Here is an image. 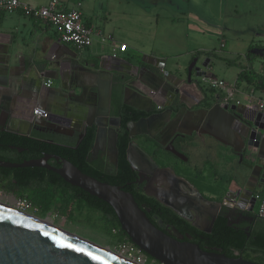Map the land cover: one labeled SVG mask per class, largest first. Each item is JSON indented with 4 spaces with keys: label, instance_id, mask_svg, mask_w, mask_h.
<instances>
[{
    "label": "crops",
    "instance_id": "1",
    "mask_svg": "<svg viewBox=\"0 0 264 264\" xmlns=\"http://www.w3.org/2000/svg\"><path fill=\"white\" fill-rule=\"evenodd\" d=\"M21 1L32 6H42L48 2V0ZM163 1L166 0H138L140 5L133 9L127 7L128 5L124 6L120 0H95L91 3L82 0H63L65 7H77L81 10L88 25L100 28L105 35H109L117 44L126 43V51H119L109 41L101 43L98 39H95L91 47L77 49L72 44L62 42L54 28L47 22L27 18L19 12L1 14L0 83L25 75L28 83H26V89L21 91L23 94L21 98L27 103L33 102L35 104L36 102V106L45 110L46 108L51 109V113L58 119L67 118L63 115L64 112H84V116L91 113L93 109L90 106L96 104V84L100 81H107V77H109V80L123 77L121 84L118 86L123 87V100L125 99L128 104L132 103V97L135 95L130 84L133 79L143 82L148 87L156 88V91L161 90L163 84L171 88L180 86L179 94H174L172 90H166L163 93L162 102L168 106L161 107L160 112H167L168 117L162 121V124L153 133L160 131L165 125L171 123L166 140H159L162 145L169 143V140L174 138L173 145L178 148L177 150H180L181 146L178 140H184L185 137H188L184 133L197 132L208 136L236 154L237 161L248 169L249 174L243 185L228 190L222 196L220 201L231 206L233 204L229 201L231 193L238 188H243L246 182L254 185L253 191L263 188L264 178L261 181L259 180L261 174L264 173V141H256L258 142L256 146L247 144L248 138H244L241 134V132L246 131V126L242 124V122H245L243 118L230 117L222 110H218L213 115L209 114V108L218 101H222L221 90L210 86L209 90L211 92L207 91L203 87L204 84H202L204 78H198L190 85L183 86L181 81L184 80L186 72L182 73L178 69L171 70L174 63L170 56L174 57L175 53L170 54L152 49L140 51L136 47L137 39L149 35L157 28L161 29L160 24L165 16L161 18L156 9L158 4ZM153 7L154 9H151ZM130 17H133L141 25L131 24L128 20ZM119 34H123L122 37H127L129 41L118 40L117 36ZM5 48L7 50L6 55L3 53ZM196 52L201 53L197 55ZM260 52L264 53V43H251L247 56L251 59ZM210 53L207 49L195 50L189 53V60L191 61L195 57H198V60H203V57L210 56ZM109 55L114 56L111 59V67H100L101 59L107 58ZM207 58L210 62L209 57ZM96 59L97 63L95 64L94 60ZM160 62H163V68L158 66ZM62 64L66 67H62ZM196 65H198V61ZM6 66H9L10 69L7 70ZM244 68L251 69L264 76L263 73H259L254 69L252 62L242 67L240 71ZM40 73L43 76L40 77ZM206 73V76L217 79L211 70L209 74L208 71ZM238 73L234 82L230 83L235 84L237 88L234 102L239 101V104L250 105L256 100L264 99V88H257L255 83H247L241 80L238 78ZM163 77L164 81L162 83ZM47 79L52 81L50 86L44 85ZM240 85H243L247 92L240 90ZM38 87L45 89L42 99H36L34 95ZM0 88L4 90L5 86L0 84ZM2 92L0 91V94ZM150 108H156V104L153 103ZM170 108H176L177 110L172 111ZM26 110L28 111V109ZM109 116H116L111 109L109 110ZM70 119L71 122L68 124L55 120L52 125L48 123V126L45 127H32V131L38 137L48 135V139L53 142L73 146L78 139V134L82 132L84 120L75 117ZM105 120V130L108 132V130L114 128V124H109V118ZM155 121L148 124L150 129ZM232 126H235L237 130L234 131ZM55 128L63 131H55ZM233 140L243 143L240 145V152H236L231 145ZM249 159L253 162H247ZM257 163H261V172L256 179L251 180L249 178L251 170ZM175 172L181 175L178 170H175ZM202 193L209 199L217 200L213 198V195Z\"/></svg>",
    "mask_w": 264,
    "mask_h": 264
},
{
    "label": "water",
    "instance_id": "2",
    "mask_svg": "<svg viewBox=\"0 0 264 264\" xmlns=\"http://www.w3.org/2000/svg\"><path fill=\"white\" fill-rule=\"evenodd\" d=\"M6 52L7 50L5 48L3 53L6 55ZM113 57L114 56L109 55L107 58L101 59L99 66L104 68L111 67V59H113ZM197 61L198 59L195 57L189 63L186 70V76L184 80L181 81L183 86H188L192 82H195L196 79L203 78L207 75L206 71L201 69V66L196 65ZM208 61L207 58L201 64L202 67L207 66ZM61 66L63 67L65 65L62 64ZM158 66L163 68V62H160ZM6 69L9 70L10 67L6 66ZM39 76L41 77L43 74L40 73ZM163 76H165V74H163ZM107 78V81H100L96 84V104L95 106H90L93 111L86 114V116L89 115V119L87 120L86 116L83 115L84 112H64L63 115L67 118H60V120L51 113L52 110L49 108H46V111L48 112L46 117L34 115V110L42 107L36 106V102L35 104L33 102L27 103L21 98L23 96L21 91L26 89V83H28L26 76L22 75L19 78H11L6 82L0 83L5 86L4 90L0 88V91H3L0 94V117L4 118V123L9 130L19 133H29L32 127H45L48 126V123L52 125L55 120H60L68 124L71 122V117L83 119L84 124L82 135L85 133L86 126H95V137L90 149V154L97 155L99 151L104 150V146L108 144L106 137L109 133L111 135L109 141L111 142L113 150V162L116 164L118 154L116 138L121 121L119 116H109V110L111 109L110 100L113 88L121 84L123 77L114 80H109V77ZM163 81L164 77L162 78V83ZM148 88L151 87H144L143 91L145 93H139L136 90V86H133L132 91H134L135 95L132 97V103L130 104L143 110H149L153 103L156 105L159 104L161 107H166L168 105L163 104L161 98L163 93H165L166 90H172L174 94H179L180 92V86L171 88L170 86L163 84L161 90L157 91L153 96H148L146 94ZM151 89L155 90L156 88ZM35 92L34 95L36 99H42L45 89L43 87H38ZM139 96L147 98L148 102L145 104L141 103L137 100V97ZM124 102H126L125 99ZM26 109H28V111ZM216 110H222L230 117L234 116L239 119L243 118V121L245 122H242V124L246 126V131L243 133L241 132V134L244 138H248L247 144L249 146L252 144L256 146L258 143L256 141H264V112L257 111L256 107H248L246 105L234 103L229 104L219 101L209 108V113H213V111ZM161 116L162 112L153 113L148 117H142L136 121H129L126 124V129L129 134L132 135V127L136 125L143 126L146 123L149 124L151 121H154ZM108 118L110 122L109 124H113L112 121H115L116 128L110 129L106 132L105 119ZM232 129L234 131L237 130L235 126H232ZM55 131L62 132L63 130L55 128ZM241 144L243 143L234 140L231 143L236 152L241 151ZM135 147L136 145L134 143L129 142L126 149V158L132 168L135 166L131 159V152ZM166 149L171 153L182 156L171 142L168 143ZM47 157L48 159H55L59 166L55 167L47 163ZM23 166L48 168V170L57 173L70 185L79 187L90 195L105 201L112 207L118 219L120 228L127 234L130 241L140 248L146 255L157 260L161 264H264V262L246 259L241 255L227 256L218 249L204 250L195 242L180 240L173 237L163 231L162 224L156 226L152 223L146 213L149 209L139 205L133 194L124 190L123 186L100 181L97 178L82 172L69 160L60 157L59 155L48 153V155L41 158L31 159L20 164L0 160V167ZM261 169V163H257L254 168H252L249 178L251 180L256 179L259 176ZM253 190L254 185L250 184V182H246L243 188L236 189L234 191L235 195L233 199L235 207H244L240 202H244L245 198L253 201L254 197L251 196ZM13 197L15 200L17 199L14 195ZM222 205L225 204L223 202L214 203L211 208L210 224L207 228L201 229L203 232L208 233L211 231L212 224ZM154 217L160 220L158 215L155 214ZM235 254H238V252H235ZM0 264L131 263L124 262L105 253L91 242H84L56 229L42 226L37 222L0 206Z\"/></svg>",
    "mask_w": 264,
    "mask_h": 264
},
{
    "label": "rangeland",
    "instance_id": "3",
    "mask_svg": "<svg viewBox=\"0 0 264 264\" xmlns=\"http://www.w3.org/2000/svg\"><path fill=\"white\" fill-rule=\"evenodd\" d=\"M82 1L91 3L95 0ZM120 1L124 6L128 5L127 7L133 9L140 5L138 0ZM156 11L161 18L165 16L160 24L161 29L157 28L149 35L137 39L136 47L140 51L152 49L175 53L174 57L170 56L174 63L172 71L178 69L185 73L192 61L189 60V53L207 49L211 52L210 56H204L203 60L199 59L198 66L202 67L201 64L209 57L210 62L202 70L208 71V74L211 70L217 79L233 83L240 69L251 62L257 72L264 74V53L260 52L251 59L247 56L251 43H264V0H166L158 4ZM128 20L131 24L141 25L133 17ZM122 35L119 34L117 39L129 41ZM202 84L207 91L211 92L209 82L203 81ZM239 88L246 91L243 85ZM167 117V112L162 113V116L156 119V123H153L150 131L153 133ZM170 124L155 133L157 140H166ZM184 134L188 137L178 140L181 146L178 152L182 156L174 153L170 156L161 149V145L155 148L156 152L153 156L159 162L168 163L200 191L213 195V198L218 201L228 190L243 185L249 171L237 161L236 154L203 134L197 132ZM136 142L143 145L148 153L154 148L151 143H144L142 138H137ZM249 151L252 152L251 149ZM247 162L253 161L249 159ZM111 167V163L106 158L105 169L109 170ZM263 178L264 173L261 174L259 181ZM0 196L2 202H7L16 209L43 219L48 216L56 226L70 233L112 251L115 249V238L108 233L98 211L80 207L73 211L72 216H64L58 211L60 202L55 200L50 210L43 213L32 207L23 205L18 207V198L14 202L9 200L13 197L12 192L0 189ZM256 208L257 203L254 205V210ZM241 256L264 262V256L261 253L247 251Z\"/></svg>",
    "mask_w": 264,
    "mask_h": 264
},
{
    "label": "trees",
    "instance_id": "4",
    "mask_svg": "<svg viewBox=\"0 0 264 264\" xmlns=\"http://www.w3.org/2000/svg\"><path fill=\"white\" fill-rule=\"evenodd\" d=\"M200 53L201 52H196L197 55ZM94 62L96 64L97 59L94 60ZM238 78L247 83H255L257 88H264V76L251 69L244 68L241 70L238 73ZM170 109L172 111L177 110L176 108ZM111 111L116 116L120 117L121 124L117 136V163L113 169L109 170L105 169V163L102 160L90 161L88 159L95 137L94 126L86 128L85 133L76 146L20 137L12 133H0V137L6 136L9 140L14 139L15 143L20 146L35 144L39 151L42 150L51 154L59 155L60 157L69 160L82 172L91 175L100 181L123 186L124 190L131 192L137 203L141 205V202L146 200V197L131 190L127 186V182L131 180L134 172L130 168L129 162L126 158V149L129 141L126 124L129 121L137 120L140 117H147L152 113L160 112V109L152 108L149 110H143L124 102L123 87L116 86L113 88L111 94ZM51 163L55 165L56 161L52 159ZM6 169L8 170L9 168H5V170ZM24 170L32 175L31 179L34 181L31 185H29L27 181L21 182V192L16 193L14 191L15 185L12 182L4 183L0 176V189H3L6 192H12L18 199L27 200L33 209L43 213L50 210L51 204L56 199H59L60 201V208L58 211L64 216H72L73 211L80 207L98 211L101 214L102 221L108 229V233L115 238V245L130 241L127 234L120 228L118 219L112 207L105 201L90 195L79 187L70 185L57 173L52 172L51 170L47 171L38 167H29ZM15 171L16 170L14 169L12 172ZM28 179H30V177ZM178 220L183 224L182 228L195 237V242L204 250H213V247H217L227 256H237L247 251L261 253L264 256V229L259 231L257 237L247 236L246 233H236L228 227L225 218L219 215L213 224L212 230L207 233L197 230L181 218H178ZM113 229L115 230V233L112 231ZM199 240H201V243ZM235 252H238V254H235ZM244 258L258 261L248 257Z\"/></svg>",
    "mask_w": 264,
    "mask_h": 264
},
{
    "label": "flooded vegetation",
    "instance_id": "5",
    "mask_svg": "<svg viewBox=\"0 0 264 264\" xmlns=\"http://www.w3.org/2000/svg\"><path fill=\"white\" fill-rule=\"evenodd\" d=\"M217 111L218 110L213 111V113L209 114H216ZM223 116L225 117V115ZM87 119H89V115L86 116V120ZM113 124L114 128H116L114 120ZM87 127L89 126H86V128ZM82 132L78 134V139L76 140L74 145H76V143H79L80 139L83 136ZM131 132L132 135H130L127 131L129 136L128 144L129 142H132L136 145V147L131 152V159L135 167L132 168L129 163L130 168L134 172V175L131 180L127 182V186L131 190L140 193L146 197V200H143L141 202V206L149 209L148 211H146V213L153 224H155L156 226H160L162 224L163 231L177 239L195 242V237L190 235V233H188L182 228L183 224L180 223L178 218L183 219L185 222L195 227L197 230L202 231V228H207L209 226L211 221V208L213 207L214 203H217L218 201L206 197L192 182L185 179L180 174L176 173L175 170L168 163H166L165 161L159 162V160L153 156V154L156 152L155 148H157L158 145H161V149H163L170 156H172L173 153L171 154V152L166 149V147L168 146V142L162 145V143L155 138V133H152L150 131V127L147 123L143 126L136 125L132 127ZM0 133H12L20 137L38 139L45 142L50 141V139H48V135L44 137L36 136L35 133L32 131V128L30 129L29 133H19L9 130L4 123L3 117H0ZM7 138L8 137L6 136L0 137V160L20 164L24 161L38 159L45 155H48L47 151H39L35 144L20 146L15 143L14 139L9 140ZM110 138L111 135L108 133L106 137L108 144L104 146V150L99 151L97 155L89 154L88 159H90V161L102 160L105 163V160L107 158L112 165L111 169H113L115 163L113 162V150L111 142L109 141ZM137 138H142L144 143L149 142L154 145V148L150 151V153L146 152L143 145L136 142ZM169 142L173 144V142H175L174 138L170 139ZM52 159L53 158L48 159L47 157V163L52 166L58 167L59 164L55 159L53 160L56 161V164L54 165L51 163ZM29 167L36 166L2 168L0 167V176L2 178V181L4 183L12 182L15 185L14 191L16 193L21 192V182L27 181L29 185H31L34 181L31 179L32 175L28 174V172L24 170L25 168ZM5 168L9 169L5 170ZM38 168L48 171V168ZM14 169L16 171L12 172ZM29 177L30 179H28ZM234 195L235 193L232 192L230 198L231 200L229 199V201L232 203ZM56 200L59 201V199ZM218 203H222V201H219ZM240 203L244 207H235L234 203L229 206L227 203L224 202L225 205H222L220 207L217 216H223L227 221L228 227L236 233H246L247 236L257 237L259 231L264 229V220L258 218L255 215V200L252 201L251 199L245 198V201H242ZM155 214L158 215L160 220L154 217ZM199 242L201 243V240H199ZM214 248L218 249L221 252L220 248L213 247V249ZM148 259L159 263L157 260L151 258L150 256H148Z\"/></svg>",
    "mask_w": 264,
    "mask_h": 264
},
{
    "label": "built area",
    "instance_id": "6",
    "mask_svg": "<svg viewBox=\"0 0 264 264\" xmlns=\"http://www.w3.org/2000/svg\"><path fill=\"white\" fill-rule=\"evenodd\" d=\"M14 12H19L23 16L33 20H41L49 23L62 42L72 44L77 49L91 47L95 39H98L101 43L109 41L113 46H116L119 51L127 50L126 43L117 44L109 35H105L100 28L88 25L84 20L82 11L77 7H65L63 5V0H48V2L42 6H32L21 0H0V15ZM221 45L223 46V44ZM203 78L205 82L210 83L211 87L221 90V102L239 104V101L234 102L235 93L237 91L235 84H230L222 79H214L208 76H204ZM51 83L52 81L47 79L44 85L50 86ZM130 84L132 87L136 86V90L139 93H145L143 88L147 86L143 82L133 79L130 81ZM156 92V90L148 88L146 94L148 96H153ZM246 106L256 107L257 111L264 112V99L256 100ZM156 108L161 109V106L157 104ZM47 114L48 112L44 108H36L34 110V115L40 117H46ZM252 196L254 197L255 203H257V208L254 210L255 215L264 220V186L258 191H253ZM17 201L18 207L21 205L31 207L30 203L25 199H18ZM112 231L115 233L114 229ZM113 251L126 257L135 264H161L149 260L148 255L131 241H125L115 245Z\"/></svg>",
    "mask_w": 264,
    "mask_h": 264
},
{
    "label": "bare ground",
    "instance_id": "7",
    "mask_svg": "<svg viewBox=\"0 0 264 264\" xmlns=\"http://www.w3.org/2000/svg\"><path fill=\"white\" fill-rule=\"evenodd\" d=\"M137 100L140 101L141 103H144V104H145L146 102H148V101H147V98H145V97H140V96L137 97ZM188 187H189V186H188ZM189 189H190V188H189ZM0 198H1V196H0ZM9 200H10L11 202H14L15 198H14V197H10ZM0 206L3 207V208H5V209H7V210L13 211V212H15V213H17V214H19V215H22L23 217H25V218H27V219H30V220H32V221H34V222H37L38 224H40V225H42V226L49 227V228H52V229H56V230H58V231H61V232H63V233H66V234H68V235H70V236H72V237H74V238H76V239H78V240H81V241H84V242H86V241H87V242H90V241H88V240H86V239H84V238H81V237H79V236H77V235H75V234H73V233H70V232H68V231H66V230H64V229H62V228L56 226L48 216H47L45 219L40 218V217H36V216H34V215H32V214H29V213H27V212H25V211H21V210H19V209H16V207L10 205V204L7 203V202H2L1 200H0ZM178 206H179V205H178ZM91 243H92V242H91ZM93 244H94V243H93ZM94 245H95L96 247L100 248V249H101L102 251H104L105 253L111 255V256H114V257H116V258H118V259H120V260H122V261H124V262H128V263H131V264H132V263L135 264V263L132 262L131 260L127 259L126 257H124V256H122V255H120V254H117L116 252L110 250L109 248H105V247L99 246V245H97V244H94Z\"/></svg>",
    "mask_w": 264,
    "mask_h": 264
}]
</instances>
